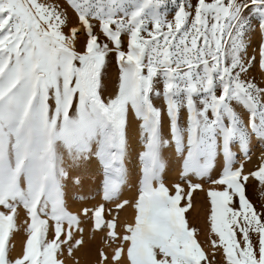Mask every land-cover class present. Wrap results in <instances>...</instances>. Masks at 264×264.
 Returning a JSON list of instances; mask_svg holds the SVG:
<instances>
[{"label": "snow or ice", "instance_id": "snow-or-ice-1", "mask_svg": "<svg viewBox=\"0 0 264 264\" xmlns=\"http://www.w3.org/2000/svg\"><path fill=\"white\" fill-rule=\"evenodd\" d=\"M64 2L74 23L58 0H0V264H65L61 256H74L84 243L74 232L83 228L64 206L57 147L73 162L97 157L103 199L118 201L130 117L142 141L137 195L115 210L131 203L133 222L121 235L103 204L83 210L93 230H106V242H119L110 257L99 252V264H210L185 217L201 185L189 181L185 192L176 184L170 194L163 182L161 150L169 144L183 160L182 178L208 176L223 156L212 181L222 188L207 192L213 247L225 264H264V212L246 194L250 179L264 187V154L244 174L232 152L236 144L247 157L252 138L264 141V87L247 78L252 68L264 75V0H176L171 21L166 0ZM246 13L259 17L258 60L244 58ZM109 56L119 73L105 99ZM21 210L26 239L13 258Z\"/></svg>", "mask_w": 264, "mask_h": 264}, {"label": "rangeland", "instance_id": "rangeland-1", "mask_svg": "<svg viewBox=\"0 0 264 264\" xmlns=\"http://www.w3.org/2000/svg\"><path fill=\"white\" fill-rule=\"evenodd\" d=\"M52 2V0H48ZM63 8L68 9V15L72 23L75 22L73 13L64 0H58ZM195 0H193V3ZM167 5V19H173V9L176 6V0H166ZM248 28L245 32V43L247 45L245 59H251L257 57L258 60V48L262 42V37L259 29V17L255 14H248ZM78 26V25H77ZM65 31H67L65 29ZM81 39L83 36L81 35ZM103 39V37H101ZM80 48V45H77ZM119 68L115 62L113 56H109L108 64L104 72L102 95L105 99L111 96L116 88L118 81ZM247 78H255V82L264 87V75L260 74L256 68H252L247 73ZM154 105L158 108H163V101L161 98L153 97ZM186 121V113L181 111L180 125L183 126ZM127 144L123 157L124 165H130L132 159L137 160L139 163L138 155L142 150V141L139 135L138 122H135L131 117L127 125ZM162 132L165 139H168V123L166 118L163 121ZM134 134H137L140 147L132 142ZM232 152L235 155V163L233 167H239L243 164L244 174H248L250 171H254L261 163L262 154H264V141H260L257 138H252L248 146L247 157L239 150L238 145L233 144ZM58 166L64 170L66 175L61 178L62 191L64 194V206L67 212L80 217V227L83 228V233L74 232V239L83 238V245L74 250V256L68 257L67 254L60 258L65 261V264H99V252L103 251L105 255H112L114 248L119 243L106 242V230L96 231L92 228V223L89 216L83 215L84 209H93L101 204L105 206L104 214L106 219L116 217L118 227L117 232L119 234L124 233V225L132 223L134 220V210L131 207V203L123 210H120L117 214L115 210V203L128 200L133 202L137 195L138 177L139 172L133 176L129 175L126 185H124L119 192L118 201H105L103 199V192L100 193L102 186L98 174H93L86 169V162H73L71 155L67 152V149L62 145L57 147ZM161 158L164 164L162 172V179L165 186L169 189L170 194L175 193L174 185L179 184L184 188L185 192L188 191V182L191 181L195 184H200L201 187L193 192L191 199V207L185 213L186 220L190 228L195 229V238L200 244L204 252L208 257L210 264H225V260L222 254V250L213 247L212 241L217 240L218 237L211 232L210 228V200L207 196L209 189L221 190L222 186L212 183L213 180L219 178L222 173L224 160L222 155H218L212 163L209 174L203 178H197L196 176L189 174L186 178L181 177L183 168V160L179 153L175 151L174 145H167L161 150ZM140 164V163H139ZM72 167H76L77 171L72 172ZM79 181L78 183L76 181ZM125 184V183H124ZM73 188H81L85 191L83 196L77 194L70 197ZM246 194L249 200L255 206L257 212H264V187H262L257 181L250 179L246 185ZM186 204L187 201L181 202ZM111 210V211H109ZM26 216L23 211L19 212L16 219L17 230L12 234L11 256L17 257L22 252V246L26 239L25 220ZM51 224L52 222L49 221ZM52 238V232L49 231V239ZM120 264H125L122 259Z\"/></svg>", "mask_w": 264, "mask_h": 264}, {"label": "bare ground", "instance_id": "bare-ground-1", "mask_svg": "<svg viewBox=\"0 0 264 264\" xmlns=\"http://www.w3.org/2000/svg\"><path fill=\"white\" fill-rule=\"evenodd\" d=\"M134 138L132 139V142H135V145L140 147L141 145L139 144L138 141V136L137 134H134L133 136ZM139 168H140V164L137 162V160L132 159L130 161V165H124V179L123 182L120 186V191L122 192L121 188L126 185V182L128 180L129 175L133 176L135 174H137L139 172ZM86 169L90 172H93V174H98L99 175V179L101 181V184L103 186V182H104V169L102 164L99 162L98 158L95 156H92L87 162H86ZM72 172H76L77 168L76 167H72ZM125 183V184H124ZM103 192V187H101L100 189V193L101 194ZM85 193V191H83V189L81 188H73V190L71 191L70 197L72 198L73 195L77 194L78 196H83ZM109 257L111 255H108ZM108 264H111V261L108 262Z\"/></svg>", "mask_w": 264, "mask_h": 264}]
</instances>
